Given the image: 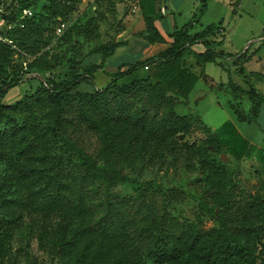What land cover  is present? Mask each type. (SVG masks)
<instances>
[{
    "label": "trees",
    "instance_id": "obj_1",
    "mask_svg": "<svg viewBox=\"0 0 264 264\" xmlns=\"http://www.w3.org/2000/svg\"><path fill=\"white\" fill-rule=\"evenodd\" d=\"M39 1L46 2L43 11H31V15L22 14L29 5L2 12L3 38L36 56L28 64V72L51 70L54 56L43 51L52 39L45 21L53 18L54 30L61 20L71 21L58 46L67 44L78 59H70L69 79H47L34 95L26 96L16 106L5 105L3 98L21 84L22 78L13 77L6 88L0 86V120L7 122L0 129V156L11 168L0 177V207L10 220L6 225L0 223V254L11 228L17 226L23 214L37 212L45 218L58 217L65 224L56 245L63 257L60 264H264V194L233 212V173L222 159L225 154L240 161L245 156L251 159L256 153L264 171V150L256 152V147L230 122L213 133L199 115L180 114L176 109L179 104L188 106V96L200 77L213 82L204 70L197 75L184 61L186 52L194 44L202 43L206 51L196 55L198 64L214 62L228 71L225 61L233 59L237 72L244 76L246 88L229 81L230 107L238 121H257L264 92L257 89L253 78H264V74L248 72L245 64L260 47L252 52L247 48L240 54L219 49L226 33L223 22L192 31L199 23L197 15L169 33L172 42L165 50L110 73L105 69L106 61L123 42L111 39L94 47L91 52L100 55L101 62L84 64L87 55L81 53V38L88 41L94 38V19L83 22L76 17L73 21L69 16L77 10L80 0H34ZM135 1L144 15L141 36L150 43L165 42L156 26L160 0ZM209 1L203 0L200 15ZM240 2H232L234 13ZM261 43L264 45V38ZM13 51L11 45L0 39V75ZM99 69L108 73L111 80L102 88L90 90L94 73ZM245 99L249 103L247 110ZM18 117H22L21 122ZM38 117L45 118L49 125L41 124ZM196 124L208 135L206 145L190 143L187 138ZM69 126L95 132L108 165L99 166L92 159L85 171L78 173L67 170L60 159L51 166L54 173L45 186L38 187L42 178L33 164L43 137H59ZM177 148H185L197 159L206 175L215 201L208 212L215 215L216 208H220V226L205 229L201 222L181 221L148 191H143L139 198H122L111 192L110 186L128 179L122 173L126 164L139 162L158 150ZM100 183L107 185L103 192Z\"/></svg>",
    "mask_w": 264,
    "mask_h": 264
},
{
    "label": "rangeland",
    "instance_id": "obj_2",
    "mask_svg": "<svg viewBox=\"0 0 264 264\" xmlns=\"http://www.w3.org/2000/svg\"><path fill=\"white\" fill-rule=\"evenodd\" d=\"M136 2L135 0L79 1L77 10L69 16L73 21L76 17L81 18L83 22L94 19L95 27L92 40L81 38V53L87 55L84 64L92 62L90 59L94 54L91 51L94 47L109 42L111 39L119 40V36L126 30L127 16L135 14L132 8ZM45 4L44 1L35 3L34 0H0V39L14 49L0 75V86L6 88V83L13 77L22 78L21 84L9 90L3 98L5 105H18L26 96L34 95L47 79L63 81L70 78V59L75 58L76 53L68 50L67 44L58 46L63 34H58L57 29L51 28L53 18L45 21V26L49 25L47 34L52 39H49L47 47L43 50L49 51L54 56L51 59L53 64L51 70L34 69L28 72V64L36 56L26 53L17 46L16 42L3 38L2 31L5 29V24L1 14L4 10L8 9L10 12L29 5L28 8L22 10V14L25 10L41 12ZM189 6L190 2L183 7L184 15L178 18V24L189 21L187 20ZM239 10L238 15H232V8L229 4L223 6L216 3L201 20L199 19L201 25L198 28L201 30L212 22L225 19L226 33L221 48L233 54L243 53L247 48H250L252 52L264 38L262 37L264 1L245 0ZM203 14H198V18ZM201 48L196 47V49ZM143 54V48H138L135 52L130 48L110 60L109 65L134 61ZM258 57L260 58H254L248 63L246 68L264 74V47ZM75 59H78V56ZM206 72L210 73L214 83L228 80L220 67L214 63L208 65ZM232 79L235 83L243 84L244 76L234 74ZM110 80L111 76L108 73L98 71L89 89L101 88ZM254 81L259 90L264 92V78H254ZM220 90V86L218 89L212 88L209 83L200 79L190 95L188 104L190 108L179 104L176 109L180 114L190 112L198 114L207 126L212 129L218 128L232 118L231 111L223 106L232 98V94ZM248 107L249 103L245 99L244 108L247 110ZM38 120L43 125H49L45 118L38 117ZM18 121L21 122L22 117H18ZM6 123L0 120V129L4 128ZM236 125L253 144L264 147V107L257 121L251 123L236 121ZM207 137L205 129L200 124H196L187 136L190 143L197 145H206ZM210 149L214 155L218 154L215 148L212 149L210 146ZM39 151V156L34 159L33 164L34 171L42 178V183L38 187L45 186L46 180L54 173L51 166L57 165L60 159L67 170L78 173L84 172L92 159H96L99 166L108 165L102 154V143L98 135L83 127L75 129L69 126L59 137H43ZM223 161L228 164L233 173L234 187L231 188V210L233 212L238 211L239 207L249 206L254 197L264 194V171L257 162H252L250 159L237 161L230 156H226V161L224 159ZM10 169L7 160L0 156V177ZM122 173L127 175L128 179L110 186L112 193L122 198L130 196L139 198L143 191H148L153 199L161 206H166L170 213L181 221L201 222L205 229L220 226V208H216L215 215L208 212V209L215 203L212 188L206 181V175L199 168L197 159L188 154L185 148L155 151L151 156L139 162L129 166L126 164L122 168ZM106 186L105 183L101 184L102 192ZM6 221L10 222L5 209L0 207V223L6 225ZM64 226L65 224L58 217L45 218L37 212L24 213L17 222V226L11 228L6 238L0 254V264H60L63 257L56 245L60 241V231Z\"/></svg>",
    "mask_w": 264,
    "mask_h": 264
},
{
    "label": "crops",
    "instance_id": "obj_3",
    "mask_svg": "<svg viewBox=\"0 0 264 264\" xmlns=\"http://www.w3.org/2000/svg\"><path fill=\"white\" fill-rule=\"evenodd\" d=\"M234 0H210L208 2V6H207V9L205 10L204 14L200 17V20L207 14V12L209 11V9L214 6L216 3H219V4H222L223 6L225 5H230L231 8H232V2ZM245 1V0H241L240 2V5L238 6V9H237V13H234L233 12V8H232V15H238L240 12V7L242 5V2ZM264 1V0H263ZM190 2V6L188 7V14H187V20L189 19V21L185 22L184 24H178L179 20L178 18H182V16L184 15V10H183V7L188 4ZM160 3H161V11H160V14H159V19L156 21V26L157 28L159 29V31L161 32V34L165 37L166 41L165 42H156V43H150L148 42L146 39H144V37L141 36V32L144 30L145 28V21H144V15H143V12L141 10V7L138 3V1L136 3H134V5H138V10L137 12H135V14L133 15H128V21H127V26H126V30L123 32V34H121L119 36V40L123 42V44H121L115 51V53L110 56L107 61H106V65H105V69L110 72V73H115L118 71V69L125 65V64H130V63H135L139 60H142V59H145L147 57H150V56H154V55H157L158 53H160L161 51L165 50L166 48H168L170 45H171V42H172V38L169 36V33L173 31V29L175 27H182L184 26L185 24L193 21L196 16L198 14H200V8L202 7V3H203V0H160ZM254 5H255V2H253ZM228 8V7H227ZM230 10V8H229ZM220 21L223 22V26H225V19H221ZM218 21V22H220ZM213 23V22H212ZM211 24V23H210ZM201 24L200 23H197L195 28L192 30V31H199V26ZM209 25V24H208ZM207 26V25H206ZM226 28V27H225ZM262 41V40H261ZM262 43L259 44L258 47H260V50L253 56V58L248 61L246 64H245V67L248 63H250L254 58H260L258 57L262 48L264 47V45H261ZM202 47L201 49H196V47ZM222 45L219 47V49H222L221 48ZM257 47V48H258ZM131 48L132 51H136L138 48H143L144 50V54L140 57V58H137L135 59L134 61H124L122 62L121 64L119 65H115V64H111L110 60H112L113 58H115V56H118L121 52L125 53L126 50H129ZM223 50V49H222ZM206 51V47L202 44V43H196L194 44L185 54V57H184V61H185V64L187 67H189L195 74L197 75H200L202 70L205 71V73L210 76V73L209 72H206L207 70V67L209 64L211 63H214V62H208L207 64H205L204 66L203 65H200L197 63V58H196V55L197 54H200V53H203ZM225 51V50H224ZM226 52V51H225ZM228 53H231V52H228ZM233 54V53H232ZM99 56V57H98ZM93 62V63H100L101 62V56L98 55V54H94L93 57L90 59V62ZM226 65H227V69L228 71L216 64L217 66L220 67V70L222 73H224L226 75V79L228 77V80L227 81H221V82H218V83H214V79H213V82L210 83L208 81H206L203 77H200V79H203L205 80L207 83H209V85L212 87V88H216L218 89L219 86H220V91H228L230 92V88H229V81L230 80H233L232 79V76L234 74H239L237 72V68L233 65V59L232 58H228L226 61H225ZM235 68V70L233 71V69L231 68ZM247 70V68H246ZM98 71H101V72H105L103 69H99L97 70L95 73H94V77L95 75L97 74ZM248 72L249 71H254V70H247ZM141 73H144V71H141ZM254 79V78H253ZM198 80V81H199ZM197 81V83H198ZM109 82V81H108ZM197 83L196 85L194 86V88L192 89V91L196 88L197 86ZM256 83V82H255ZM238 84V83H237ZM240 85H243L245 88H246V84H245V81L243 80V84H240ZM105 86V85H104ZM103 86V87H104ZM256 87H257V84H256ZM102 88V87H101ZM257 89L259 90V88L257 87ZM192 91L190 92L189 96H188V104H189V98H190V95L192 93ZM261 91V90H260ZM230 100L228 101V103L226 105H223L225 108H227L229 111H231V114H232V118L231 119H228L227 121H225L221 126H219L218 128H215V129H212V132L213 133H216L220 128H222L224 126V124H226L227 122H230L237 130L238 133H240L245 139H247L249 141V144L250 145H253L254 147H256V152H258L259 150H264V147H259V146H256L255 144H253L250 139H248L246 136H244L238 129L237 125H236V121L237 122H240L238 121L236 115L234 114L232 108L230 107ZM245 102V101H244ZM219 103V102H218ZM185 106V105H183ZM185 107H189L190 106H185ZM264 107V104L262 105L261 109H260V114H259V117L261 115V112H262V109ZM190 113H193V112H190ZM198 115V114H197ZM200 116V115H199ZM258 117V118H259ZM204 122V121H203ZM248 123V122H246ZM207 126V125H206ZM209 127V126H208ZM210 128V127H209ZM232 158V157H231ZM233 159V158H232ZM243 159H250L248 157H243L241 160ZM234 160V159H233ZM252 160V162H257L258 165L260 166V168L262 169V165L260 164V162L258 161V157L256 156V153L255 155L250 159Z\"/></svg>",
    "mask_w": 264,
    "mask_h": 264
},
{
    "label": "built area",
    "instance_id": "obj_4",
    "mask_svg": "<svg viewBox=\"0 0 264 264\" xmlns=\"http://www.w3.org/2000/svg\"><path fill=\"white\" fill-rule=\"evenodd\" d=\"M137 10H138V5H134L133 8H132V12L135 13V12H137ZM24 14L25 15H31L32 12L29 11V10H25ZM70 24H71V21H63V20H61L60 24L57 27V33L58 34H63L64 31L70 26ZM148 68L149 67L146 66V69H148Z\"/></svg>",
    "mask_w": 264,
    "mask_h": 264
},
{
    "label": "water",
    "instance_id": "obj_5",
    "mask_svg": "<svg viewBox=\"0 0 264 264\" xmlns=\"http://www.w3.org/2000/svg\"><path fill=\"white\" fill-rule=\"evenodd\" d=\"M211 148L213 149L214 147L211 146ZM222 159H224L226 161V155L225 154H222Z\"/></svg>",
    "mask_w": 264,
    "mask_h": 264
}]
</instances>
